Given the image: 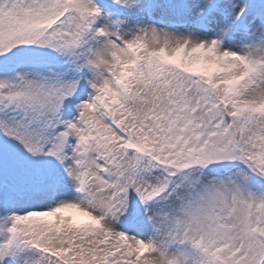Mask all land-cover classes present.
Returning <instances> with one entry per match:
<instances>
[{"label":"snow or ice","instance_id":"snow-or-ice-1","mask_svg":"<svg viewBox=\"0 0 264 264\" xmlns=\"http://www.w3.org/2000/svg\"><path fill=\"white\" fill-rule=\"evenodd\" d=\"M0 264H264V0H0Z\"/></svg>","mask_w":264,"mask_h":264}]
</instances>
